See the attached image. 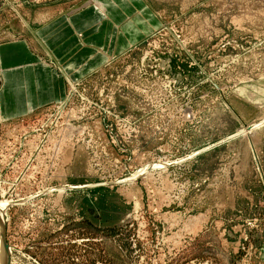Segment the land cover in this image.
Returning <instances> with one entry per match:
<instances>
[{
  "label": "rangeland",
  "instance_id": "1",
  "mask_svg": "<svg viewBox=\"0 0 264 264\" xmlns=\"http://www.w3.org/2000/svg\"><path fill=\"white\" fill-rule=\"evenodd\" d=\"M137 2L157 23L69 77L39 32L95 1L0 0L65 84L0 118L9 264H264V0Z\"/></svg>",
  "mask_w": 264,
  "mask_h": 264
},
{
  "label": "crops",
  "instance_id": "2",
  "mask_svg": "<svg viewBox=\"0 0 264 264\" xmlns=\"http://www.w3.org/2000/svg\"><path fill=\"white\" fill-rule=\"evenodd\" d=\"M93 1L94 4L88 3L68 16H61L39 32L42 35L49 31L48 35H55L45 44L69 77L72 71L84 73L90 64L87 65L86 61L94 57L90 54L88 58H78L72 64L69 54L79 56L89 52L127 49L132 41L147 34L150 24L157 23L148 7L137 0L135 3L132 0ZM134 5L140 7L143 17H129ZM0 67L1 119L30 114L64 94L63 76L34 52L28 42L16 40L2 44Z\"/></svg>",
  "mask_w": 264,
  "mask_h": 264
},
{
  "label": "bare ground",
  "instance_id": "3",
  "mask_svg": "<svg viewBox=\"0 0 264 264\" xmlns=\"http://www.w3.org/2000/svg\"><path fill=\"white\" fill-rule=\"evenodd\" d=\"M65 129L66 130L64 131H66L67 133H70V132H75L79 130L80 128L79 127L75 128L70 125L68 126V123H67V127ZM7 207H8L7 203L3 204L2 202H0V264H4L5 262V254H4L5 248H4L3 234L6 233V225H5V219H3V214L5 213ZM8 250H9V246H8ZM9 262H10V258H9Z\"/></svg>",
  "mask_w": 264,
  "mask_h": 264
},
{
  "label": "water",
  "instance_id": "4",
  "mask_svg": "<svg viewBox=\"0 0 264 264\" xmlns=\"http://www.w3.org/2000/svg\"><path fill=\"white\" fill-rule=\"evenodd\" d=\"M2 84V80H1V77H0V86ZM5 234H3V240H4V254H5V262L4 264H9V258H10V254H9V250H8V243H7V239H5Z\"/></svg>",
  "mask_w": 264,
  "mask_h": 264
}]
</instances>
